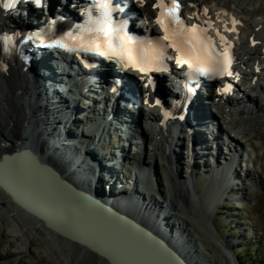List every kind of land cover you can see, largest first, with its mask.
Wrapping results in <instances>:
<instances>
[{"label":"bare ground","instance_id":"obj_1","mask_svg":"<svg viewBox=\"0 0 264 264\" xmlns=\"http://www.w3.org/2000/svg\"><path fill=\"white\" fill-rule=\"evenodd\" d=\"M146 1L147 5L142 7L141 10L145 16L149 18V16L155 12V8L152 7V5H154L157 0ZM191 1L193 3L192 11L197 18L201 16L202 19L210 18L209 20L213 22L215 21V26L217 28H221V30H224L225 28L230 30L232 27H237V31L240 32L238 24L235 25L234 21H237V19L234 15H230L229 13L222 15L224 18H220V21L222 20V22H224L223 26V24L216 20V18H212L213 11L210 9L207 11L206 7L201 6L202 4L206 3L207 0ZM228 10L226 9V11ZM185 13L187 16H190L188 8H185ZM7 16L12 15L8 14ZM255 17L252 19L254 20L253 23L256 25V29L251 27L248 29V31L245 30L247 31L245 36H241L240 32L239 44L237 48L239 50L242 49L245 55L250 56L251 64L254 63L253 68H251V72L253 77L257 79L256 89L262 88L261 90H264V83H262L261 75L259 76L257 74L259 69L261 72L264 71V51L263 48L260 47V44L264 43V20L259 17ZM3 22H6V25L11 23L5 18V16L0 17V27H2ZM26 25L29 26L28 23H25L23 26ZM245 31L243 30L242 33L244 34ZM250 32L253 34L249 35ZM254 41H258V44L255 47H253L252 44ZM44 59V62L39 64L37 67L38 70L36 71L31 65L25 66L23 63H20L18 59L13 60L8 69L0 70V156L4 152L12 150V146L5 143L4 139L17 142L21 147L32 149L40 156V158L54 162V164L62 170L64 176L74 180L82 188H87L90 192L95 193L98 197L105 200L107 203H111L120 210H126L141 223L161 234V236L166 238L172 245H175L177 248H179L181 253L184 254V256L188 259L191 258L190 260H192L196 255L199 257L197 258V260L200 261L198 263L207 264L204 263L205 261L203 258L200 259L202 253H200L198 250L197 241L189 229V227L193 226V223H195L193 221L194 219L186 215L185 218H181L182 221L179 220L178 222H175L173 220L174 213L172 214V211L178 207H181V205L183 206L185 202L190 201V195L187 189L190 186H195V184H198L197 181L195 182V173L193 172L195 170L194 168L199 170V165L201 167L203 164L209 165V162L212 163L210 157L215 160L216 158L224 159L229 155L228 153L226 155L223 149L220 151L215 150L214 147L216 145V141L214 138L216 136L218 137V133H214V130H212L213 128L206 129L205 131L201 129V131L196 135L199 140L196 141L195 146H192L191 143L192 141L194 142L195 139L192 135L190 136L187 134V137L177 138L174 135L172 125L170 127H168L170 124L166 127L163 125L159 126L160 111L150 107L149 105H146L144 97H142L145 104L144 106L147 110V116H149V120L152 122V124H154L151 126L153 128V133L155 131L157 138L155 147L158 153L156 152V154L163 158L162 165L167 173L170 190L175 196V199H172L171 194H169L164 199V201L157 199L153 194V188L150 186V182L148 181L150 176H148L146 179H142L143 181L145 180L146 184L141 182V185H137L136 182H132V184H128L129 186L127 187L125 185L122 186L123 184L121 185V180L118 178L119 176L117 174V167L118 169L122 167V162L119 161L120 159L118 157L114 158L113 162H110L109 158L107 157H110L111 153H99V149L103 148V145L105 144L104 141L115 138H120L118 141L123 139L121 144L118 143L116 148L114 147L115 150L121 149L122 144H124L125 136L124 134L116 133L125 131V128H130V124L127 125L124 121V113L126 112L127 108H120V104H118L119 109H123V111L121 110L122 112H115L114 109H111L109 114L112 116V118L109 124L106 122L104 124L105 120L102 122L103 125H106V127L108 126L107 128H103L101 130V124L94 126V120L89 122L90 125L83 127L81 125L82 120L87 117L90 119V117L88 115L82 116L80 112L85 113L88 110L85 108L79 109L80 106L78 105L77 107L75 102H69L70 100H72V102L76 101L77 97H81L82 94L75 95V93H68L67 95L70 97V100L66 98H60V92L57 91L59 90V83L54 84L49 80L52 77L54 78V74H52V72L49 70V58L44 57ZM37 61L39 60H35V62ZM243 63L246 64L247 62L243 61ZM80 71L84 70L80 69ZM40 77L42 78V81ZM165 80L170 81V79ZM172 87L176 88V85ZM61 89L64 91V88ZM110 89L112 88L110 87ZM140 93L141 95L144 94L142 91H140ZM106 98L107 97H104V99ZM109 98V102H112V97ZM228 100L235 104L233 100ZM102 102L104 103V101ZM249 102L253 106L252 108L246 107L241 114L231 117L230 120L232 124L231 131L237 136L235 140H229V144H225L226 152L229 151V153L235 155V157L229 161V166L231 167H233L237 161V154L235 153L237 148L241 147L243 149V146L244 148L246 146L242 143V140L249 137L252 131L255 132L257 129L264 127V104L259 103L257 98L253 97V95H251V98H249ZM194 109L197 119L202 120L205 118V116L203 117L204 112L199 100L196 102ZM93 112L97 113L98 109H94ZM228 119L229 116L224 115L223 113L222 119L220 121L221 129L228 124ZM200 128V126L196 127L197 130ZM106 130L110 133L108 134V137L106 139L100 138L102 137L100 132ZM221 133L226 135L225 132ZM182 136H184V133H182ZM191 138L193 139L192 141ZM225 138L227 139L228 137L225 136ZM100 139L104 140L101 143V146L98 145V143L101 141ZM142 140L145 147H147L148 138L145 134V131ZM235 142H238V146L234 145ZM183 148L185 151H187V156L185 157H181ZM251 149L247 148L246 152L250 151L251 154L254 153L255 155V148L251 146ZM103 150L105 149L103 148ZM232 150H235L234 153H232ZM132 152L133 150L130 152L129 160L133 159L131 156H135V154ZM114 154L116 155V152ZM251 154L249 159L250 162L254 159V156H251ZM97 157L100 159L98 160ZM104 159H106L105 161L108 163L104 162ZM229 159H231V157ZM189 162L192 171L189 169L191 172L190 176L184 180L179 175V172L181 169H183L181 167V163L183 164L184 170L186 172L188 169L185 165H188ZM88 163L95 164L96 170L91 167V165H88ZM138 165L139 170L136 176L141 177L142 163L139 162ZM156 165L157 162H154V167ZM227 167L222 168L218 166L216 169H214L212 164L211 167H209L213 168V171L209 172L211 175L208 176L209 187L206 188L203 194H198L196 196L198 202H201L202 200L206 201L207 211L212 212L213 207L219 204L225 198L232 186H235V184H232L233 177L230 175L234 172L233 175L234 177L236 176L235 178H237V169L234 170L232 168L233 170H230V168ZM189 170L187 173H189ZM144 172L148 173V175L152 174L151 170L148 168H146ZM93 173H96L95 177H93ZM90 176L92 177L89 178ZM4 181L9 183L17 182L23 184L27 189V194L33 197H40L41 195L45 194L39 189L40 181H38L36 178H31L30 176L15 178L10 177L6 178ZM133 187L137 189L140 188L139 191L141 190L143 192L142 194L140 192V194L144 196V200L143 196H140L139 201H135V204L131 201L130 204V202H128L125 198L127 196L130 197V195L132 196V194H128V191H130ZM134 198L137 199L136 196ZM0 209L8 210L10 213L11 222L9 224V229H11L10 232L12 234V238L21 239L20 246L18 247V255L24 253V250H27L29 243H35V238L37 235H39L44 238L45 242H42L41 247H38V249L44 256L56 259L59 264H79L78 261L70 263L69 260L63 257L61 252L58 251L60 250V244L62 242L80 247L82 251L90 254L98 262L107 264L106 260L91 252L85 246L73 243L61 237L56 232L45 228L41 221L37 220L35 217L23 211L20 207L11 202L1 188ZM212 213H214V211ZM21 217L26 220H20ZM211 225L212 224L209 222L207 225H202L203 227L199 229L203 231L201 232L205 236H207V233L210 230L209 227H212ZM81 226L83 229L87 227L85 225ZM94 228L95 227H91L90 229L93 230ZM194 228L196 229V227ZM73 230L78 231L79 229L74 228ZM181 234L187 235L182 237ZM32 236H35V238L32 239ZM110 240L111 239L109 238V241ZM123 240H125L124 243H127L126 241L130 243V239L127 240L124 238ZM131 243L133 242L131 241ZM219 245L221 247L224 246L227 250L229 248L222 242H219ZM124 246L129 247L128 244ZM137 247V249H139L138 245ZM135 251H137L135 256H145L146 258L153 260V258H151L149 255L147 256L145 251ZM226 261H228L227 258ZM153 263L161 264L156 260Z\"/></svg>","mask_w":264,"mask_h":264},{"label":"rangeland","instance_id":"obj_2","mask_svg":"<svg viewBox=\"0 0 264 264\" xmlns=\"http://www.w3.org/2000/svg\"><path fill=\"white\" fill-rule=\"evenodd\" d=\"M185 1L184 3H186ZM201 6L211 8L213 16L215 15L216 20L221 24L224 22L220 21V18H224L222 16L224 14L220 13L219 10L223 8L229 9L231 14L235 15L236 19L239 20L238 24L241 26L242 31H248L251 27L256 29V25L253 23L255 16L264 20V0H207ZM188 10L190 13L191 9L188 8ZM247 31L244 34L242 33L243 36L246 35ZM252 34V32L249 33V35ZM242 57L247 61V58L250 56L245 57V55H242ZM257 100L259 103H264V93ZM79 105L81 104L79 103ZM91 118L93 119V115H90V119L88 117L84 118L85 120H82L81 125L83 127L90 125ZM257 130L255 131L256 133L252 131L249 137L242 140V143L246 145L245 147L250 146L249 148L251 149V146H253L255 148V155L254 153L251 154V156H254V159L251 162L249 160L250 164L246 167L247 169H245V165H242L241 168L239 167L237 174H239L241 180L229 190L227 199L224 198L213 207L212 212L214 211V213L206 210V201L202 200L198 202L196 197L198 194H203L206 188L209 187L208 176L211 175L209 172L213 171V168H209L211 167V162H209V165L203 164L201 167L199 165V170H195V182L197 181L198 184L190 186L187 189L190 201L185 202L183 206L181 205V207L172 211L175 222L182 221L181 218H185L186 215L194 219L195 223H193V226L196 229L193 226H190L189 229L197 241L198 250L210 261V264H243L236 256L238 249H245L247 251L248 261H252L250 264H260L262 261L258 259L264 261V127ZM145 134L148 138V144L147 149L142 154V160L144 166L148 167L152 172L148 181L153 188V194L157 199L162 201L169 194L172 195V199H175L170 190L167 173L162 165L163 158L156 154L158 151L155 147L156 142L154 141L155 131L153 133V128L146 126ZM116 140H120V138ZM114 146L115 144H109L106 149L109 150L108 148H110L111 150ZM223 151L225 152L226 149L224 148ZM103 152H105L103 148H100L99 153ZM185 156H187V151L183 148L181 157ZM131 158L135 160L136 156H131ZM219 160L221 161V158ZM154 162H157L155 167ZM253 162L254 166L251 164ZM188 165H185L187 169ZM128 166L123 164L117 170L121 185H128L131 180ZM181 167L183 169H181L179 175L185 180L189 177L188 170L185 172L182 163ZM20 220L24 221L26 219L21 217ZM10 222L11 216L8 210L0 209V264H59L56 259L44 256L38 249V247H41V243L45 242L44 238L39 235L36 238V235L32 236V239H36L35 243H29L27 250L18 255L21 239L12 238L11 229H9ZM209 222L212 224V227H209L210 230L207 236H205L199 228H202ZM219 242L227 245L229 247L228 250L224 246L221 247ZM60 245L61 247L58 251L70 263L78 261L79 264H104L95 260L90 254L82 251L80 247L66 242H62ZM226 258L229 262L226 261Z\"/></svg>","mask_w":264,"mask_h":264},{"label":"water","instance_id":"obj_3","mask_svg":"<svg viewBox=\"0 0 264 264\" xmlns=\"http://www.w3.org/2000/svg\"><path fill=\"white\" fill-rule=\"evenodd\" d=\"M4 141L12 146V150L0 156V188L11 202L41 221L45 228L85 246L106 260L107 264H151L155 260L161 264H200L198 256L188 259L179 248L132 214L107 203L64 176L62 170L51 160L40 158L32 149L21 147L17 142ZM95 174L93 173V177ZM22 176L38 179L39 189L45 194L33 197L27 194L23 184L4 181L6 178ZM138 191L137 188L132 189L129 193L132 196L125 199L130 204L131 201L135 204L143 196ZM81 225L87 227L83 229ZM91 227L95 228L92 230ZM74 228L79 230L74 231ZM185 235L181 234L182 237ZM124 238L130 239V243H124ZM127 244L129 247L124 246ZM135 250L145 251L153 260L135 256ZM201 258L204 263L210 264L203 255Z\"/></svg>","mask_w":264,"mask_h":264},{"label":"snow or ice","instance_id":"obj_4","mask_svg":"<svg viewBox=\"0 0 264 264\" xmlns=\"http://www.w3.org/2000/svg\"><path fill=\"white\" fill-rule=\"evenodd\" d=\"M143 2V0H138ZM39 3V0H37ZM94 7L101 11L98 18H93L89 11V18L86 25L81 26L79 35L72 33L65 34L57 45L69 51L82 50L86 52H97L100 55L115 54L125 61L126 67H135L138 71H147L153 67L163 56L164 47H172L178 53L176 62L189 68H198L212 58V52L205 45L198 32V26H186L181 19L179 12L181 5L179 0H157L152 7L159 9L156 17V24L165 33L163 41H168L167 45H162L159 41L155 43L137 42L133 37L123 32L122 27L118 30L113 27L111 18L104 9L110 6V0H93ZM4 7H11L5 4ZM55 24V21H52ZM171 23L180 27H170ZM10 39V38H6ZM224 40V37H221ZM64 40L72 43L63 42ZM139 43V48L136 47ZM103 46V50H102ZM225 61L223 70L228 71V62ZM230 74V73H229Z\"/></svg>","mask_w":264,"mask_h":264},{"label":"trees","instance_id":"obj_5","mask_svg":"<svg viewBox=\"0 0 264 264\" xmlns=\"http://www.w3.org/2000/svg\"><path fill=\"white\" fill-rule=\"evenodd\" d=\"M236 256L237 258L241 261V263H245V264H250L251 262L248 261V256H247V251L245 249H238L236 251ZM261 260L262 262H260V264H264V261L262 259H258Z\"/></svg>","mask_w":264,"mask_h":264}]
</instances>
